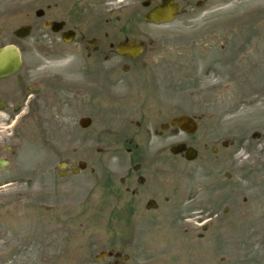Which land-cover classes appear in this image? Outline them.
<instances>
[{
    "label": "rangeland",
    "instance_id": "1",
    "mask_svg": "<svg viewBox=\"0 0 264 264\" xmlns=\"http://www.w3.org/2000/svg\"><path fill=\"white\" fill-rule=\"evenodd\" d=\"M144 1L160 2L33 0L29 7L18 1L16 27L29 8L34 23L112 12L124 28L109 40L132 38L145 49L131 63L137 77L108 89L114 102L101 97L106 91L99 86L97 99L73 108L55 96L45 109L41 81L40 99L32 94L34 114L27 115L28 95L18 96L33 86L32 76L85 61H78V38L65 43L40 24L25 40L4 37L2 43L19 47L23 68L20 94H0L20 107L15 115L10 108L11 118L0 115V158L7 161L0 168V264H108L95 261L107 250L129 256L126 264H264V0H175L180 14L165 25L144 21ZM38 9L42 19H34ZM15 81H0V93L14 89ZM186 114L197 123L193 136L174 130L153 138L147 150L153 157L159 145L187 142L198 153L190 163L178 157L171 176L158 167L157 177L179 194L171 223L169 215L101 213L104 179L130 175L139 161L125 153L132 137L126 123L141 120L152 134ZM82 117L91 119L89 128L79 127ZM78 161L87 162V170L74 175L71 165ZM60 162L68 164L66 177L58 175ZM144 173L151 179L155 172ZM200 215L209 221L206 231L195 224Z\"/></svg>",
    "mask_w": 264,
    "mask_h": 264
},
{
    "label": "flooded vegetation",
    "instance_id": "2",
    "mask_svg": "<svg viewBox=\"0 0 264 264\" xmlns=\"http://www.w3.org/2000/svg\"><path fill=\"white\" fill-rule=\"evenodd\" d=\"M19 0H0V48L4 45L14 44L15 42L8 41L7 43H2L4 37L9 36V40L14 39L18 40L15 36V32L18 31L16 27L17 22V5ZM26 6L32 7L33 0H25ZM23 2V0H21ZM22 20L24 21L20 27H30L33 31V27L40 24L44 28L46 23H58L60 24L59 32H52V27L46 29L45 34L50 33L52 35L58 36L62 39L64 34H72L71 37L78 38V46L76 47L77 52L81 55L78 61H85L84 64L81 63H69L64 68H61L58 71H48L45 72L42 78L32 76L34 84L32 87L27 88L24 95L18 97H26V108L28 110L27 115L34 114V100H36L32 94H35L37 90L36 87L39 86L42 81L43 85L45 84V109L47 108V101L50 97H59L63 101H68L70 107L80 104L81 101L92 100V95L97 99V88L100 86L106 91V95L101 96L104 100L109 102H114V98L109 94V88L116 83H121L127 78L129 80L133 77H137L134 70L132 69L133 57L121 56L116 53V46L121 42L131 41V39L124 38L117 41L116 43L111 42L109 39L113 34V30L118 28L119 31H122L124 27H118L120 22V17H113L112 12L107 15L95 17V16H79L74 17L73 21L68 19H51L46 18L41 23H34L32 17V8H29L23 12ZM42 19V18H34ZM74 23V24H73ZM90 35V36H87ZM8 39V38H7ZM139 45H143L142 42H137ZM143 51L145 45L142 46ZM144 53V52H142ZM142 55V54H141ZM113 58H117L118 61L124 63H108V61ZM91 60V61H90ZM94 61V63H90ZM100 61L102 64H98ZM105 63V64H103ZM131 64V65H130ZM91 72H95V75L98 73L103 77L104 80L93 79ZM16 79V84L14 89L2 91L0 94L17 96L20 94L18 87L21 90V84H19V75L18 73L13 76ZM13 78V79H14ZM6 81V80H4ZM96 86L94 91L89 90V87ZM40 92L36 93L38 99H40ZM2 96L0 95V115H6L7 118H11V112L15 115L19 111V106L13 107L7 103L6 100H1ZM123 98V97H122ZM76 111V110H75ZM77 112V111H76ZM78 113V112H77ZM85 113L90 114L89 110ZM12 114V115H13ZM145 114V113H144ZM161 114V113H158ZM92 115V114H90ZM146 116V114H145ZM89 119L88 125L91 126L92 121L89 117H82ZM193 118V117H191ZM81 119V118H80ZM79 119V120H80ZM147 119L148 118L147 116ZM194 119V118H193ZM195 120V119H194ZM125 122V121H123ZM161 123L158 125V130L151 132L143 128V121H136L134 123H126V127L123 128L127 131V134L132 136L130 140L127 141V148H125V153L129 156L128 158L133 160H139L132 165V171L130 175L123 176L114 180L113 178L104 179L102 188L105 192H102L97 200H99L98 205L100 204V212L107 213L111 215L113 209L118 210V214L124 215H135L141 214L148 217L151 216H161L169 215L171 216L172 212L176 210L178 206L179 199L177 195L172 191V183L170 181H162L158 178L160 170L158 167L168 168L166 170L167 175H173L175 171V165L171 164L179 157L183 159V155H173L171 150L174 146L185 145L187 147V142L170 143L168 146H157L153 157L147 156V150L151 151V142L153 138L160 139L165 133L178 130L177 128H167V123ZM79 125V121H78ZM89 126V127H90ZM134 126V128H132ZM79 127H81L79 125ZM88 127V128H89ZM163 128H166L162 130ZM87 129V128H86ZM122 129V130H123ZM222 146H225L226 143L222 142ZM227 147V146H225ZM204 148H207L205 146ZM212 153H216L217 149L214 147L211 149ZM175 158V159H174ZM145 169L147 172L152 170L155 172L151 175V179L146 176L144 173ZM158 176V177H157ZM169 176V177H170ZM231 178V173H225V178ZM174 207V208H173ZM110 211V212H109ZM174 214V212H173ZM203 216L196 217L194 220L195 224L199 226L202 231H206L209 227L207 221L203 220ZM105 227H108V223L105 224ZM101 252H110L101 251ZM112 252V251H111ZM116 254H119L116 256ZM111 261L108 264H126L128 259H124L123 255L120 253L112 252Z\"/></svg>",
    "mask_w": 264,
    "mask_h": 264
},
{
    "label": "water",
    "instance_id": "3",
    "mask_svg": "<svg viewBox=\"0 0 264 264\" xmlns=\"http://www.w3.org/2000/svg\"><path fill=\"white\" fill-rule=\"evenodd\" d=\"M161 5L149 11L145 16V21L152 22L154 24H161L165 22L172 21V19L178 14L177 6L173 4L172 0H161ZM144 7L149 5L148 2L142 3ZM41 11H38L36 14L41 15ZM57 30V29H54ZM18 34H21L22 37L28 36L29 30L28 28L19 29ZM117 52L120 54H125L128 56H137L140 53V48L136 46L135 43L122 44L117 48ZM20 56L18 50L14 46H8L0 49V79L6 78L13 75L20 69ZM84 120L81 121V125H83ZM169 125L171 127L178 126L180 130L185 131L187 133L195 132V125L193 121L185 116L173 119L170 121ZM172 153L178 154L185 151V159L193 160L196 157V152L192 149H186L184 145H178L174 147ZM6 164L0 163V167L5 166ZM64 164H60L59 168H64ZM86 165L82 162L78 163V165L74 166L73 172L77 173L78 170L85 169Z\"/></svg>",
    "mask_w": 264,
    "mask_h": 264
}]
</instances>
